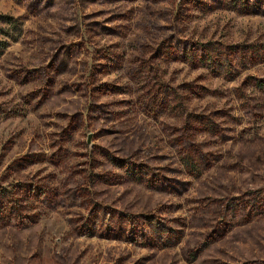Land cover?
<instances>
[{
    "label": "rangeland",
    "instance_id": "374dc122",
    "mask_svg": "<svg viewBox=\"0 0 264 264\" xmlns=\"http://www.w3.org/2000/svg\"><path fill=\"white\" fill-rule=\"evenodd\" d=\"M4 15L0 264H264V0Z\"/></svg>",
    "mask_w": 264,
    "mask_h": 264
},
{
    "label": "trees",
    "instance_id": "16d2710c",
    "mask_svg": "<svg viewBox=\"0 0 264 264\" xmlns=\"http://www.w3.org/2000/svg\"><path fill=\"white\" fill-rule=\"evenodd\" d=\"M3 26H0V56L4 54L6 49L19 39L22 34L23 26L20 18L15 16H1Z\"/></svg>",
    "mask_w": 264,
    "mask_h": 264
}]
</instances>
